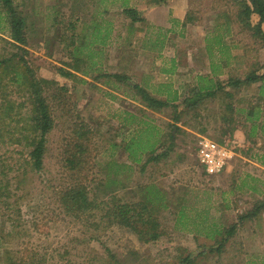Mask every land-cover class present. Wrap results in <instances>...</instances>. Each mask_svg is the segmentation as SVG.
Listing matches in <instances>:
<instances>
[{
	"label": "rangeland",
	"instance_id": "1",
	"mask_svg": "<svg viewBox=\"0 0 264 264\" xmlns=\"http://www.w3.org/2000/svg\"><path fill=\"white\" fill-rule=\"evenodd\" d=\"M167 1L14 0L26 21L25 44L12 42L10 23L0 15V58L9 57L8 67L0 70V109L7 111L0 113V264H180L186 256L191 257L190 264H248V253L260 245L246 236L254 223L238 231L222 252L212 249L217 243L205 230L206 222L230 226L235 218L229 220L231 213L227 209L220 213L215 204L217 186L197 159L201 135L178 133L187 159L181 149L169 148L175 138L169 125L162 124L167 130L162 143L167 156L141 172L137 114L128 112L135 108L132 85L119 90L126 97L117 98L113 85L94 78L103 70L93 63L102 58L100 48L110 38V45L121 42L117 35L108 36L110 29H122L132 21L149 28L144 13ZM2 4L0 0V9ZM176 5L185 12L193 7H202L207 14L216 10L232 16L240 11L236 0H177ZM128 8L138 10L144 20H133L125 12ZM212 20L202 21V26ZM237 27L242 41H247L246 31ZM18 51L28 66L27 77L14 56ZM256 61L263 63L264 55L254 56L248 66ZM78 64L79 74L74 69ZM248 66L245 59L238 71ZM35 79L43 80L40 89L30 85ZM41 97L55 126L47 137L43 165L36 170L23 135L34 125L35 101ZM213 102L217 112L223 111L221 99ZM214 109L205 111L215 127L206 134L230 144L224 140L228 133L218 132L221 122H215ZM34 133L29 132L32 140ZM82 185L88 194L83 204L92 203L86 209L73 208L65 194ZM149 185L158 189L155 204L146 197ZM115 198L119 203L137 201V212L142 211L146 221L150 211L159 223V238L148 241L139 234L149 222L138 214L131 224L121 223L118 214L109 211ZM144 202H149V211L141 210Z\"/></svg>",
	"mask_w": 264,
	"mask_h": 264
},
{
	"label": "crops",
	"instance_id": "2",
	"mask_svg": "<svg viewBox=\"0 0 264 264\" xmlns=\"http://www.w3.org/2000/svg\"><path fill=\"white\" fill-rule=\"evenodd\" d=\"M176 3L177 0H168L149 6L144 13L149 28L134 21L122 29L111 28L108 36L117 35L121 42L110 45V38L108 45L100 48L102 58L93 63H98L103 70L94 78L118 89H112L117 98L126 97L119 90L132 85L134 95L131 99L135 108L128 112L137 114V166L141 165V172L167 156L162 148L167 130L162 124L169 125L172 139L175 138L169 148L181 149L188 159L183 149L185 143L177 138L180 137L178 133L202 137L215 131L213 120L207 119L209 114L205 113L215 108V122H221L216 125L218 132L220 135L228 133L224 140L230 142L235 155L223 172L205 175L217 186L215 189L219 194L215 204L219 205V212L227 209L231 213L229 220L235 218L232 224L237 225V230L232 237L249 228V223H254L255 228L246 236L258 240L260 245L248 253L247 261L248 264H264V215L261 217L264 211V61L248 66L254 56L264 55V39L256 34L257 24L264 32V21L261 22L258 13L249 18L250 25L246 24L248 21H241L239 12H234L232 17L214 10L208 17L202 7L185 12L176 8ZM0 15L6 16L11 28L10 39L17 42L12 37V23L3 7ZM211 18L212 22L202 26V21H211ZM240 25L242 32L246 31L247 41H242L243 37L239 36L241 29L237 26ZM256 42L261 44H254ZM245 59L248 67L239 72ZM77 67L81 70L80 64L74 67L78 73ZM120 75L127 77L120 78ZM141 88L147 92V97L166 104L162 107L151 104ZM247 90L250 92L244 94ZM216 98L224 102L223 111L217 112L216 102H213ZM192 148H189V154L194 150ZM157 190L154 185H149L146 197H150V191L155 194ZM225 226L228 225L213 220L206 222L205 230L211 231L209 236L217 241L221 238L219 230Z\"/></svg>",
	"mask_w": 264,
	"mask_h": 264
},
{
	"label": "trees",
	"instance_id": "3",
	"mask_svg": "<svg viewBox=\"0 0 264 264\" xmlns=\"http://www.w3.org/2000/svg\"><path fill=\"white\" fill-rule=\"evenodd\" d=\"M239 5H240V11H239V16L242 17V22L246 23L249 18L252 16L253 13H258L261 17V22L264 21V0H236ZM161 2H165V0H160L159 3ZM2 7L4 9L5 12H7L8 14V18L9 21L12 23V37L13 39H15L17 42L21 43V44H25L27 42V34L25 31V27H26V21L24 20V18L22 16H20L19 12H18V7L15 4L14 0H2ZM128 13L129 16H131L133 18V20L135 21H141L144 20V17H141V15L139 14V11L136 10L135 8H128L126 9V11ZM249 24V21L246 23ZM251 24V23H250ZM249 24V25H250ZM258 29H257V33L259 34L263 39H264V32L260 29V24H257ZM23 53H21L20 51L16 52L14 54V56H18L19 57V66L22 70L25 71V77L28 76L29 72H28V66H26V62L23 60ZM9 58V57H7ZM7 58H0V70L4 67L7 68L8 67V59ZM13 59V58H10ZM24 62V63H23ZM77 65H75L76 67ZM78 70H80V67ZM70 74V73H69ZM264 76V75H263ZM127 76H123L120 75V78H125ZM126 79V78H125ZM43 80H37L35 79L32 84V87L36 90L40 89V87L38 86V84H40ZM38 86V87H37ZM135 88H137V84H135L134 86ZM143 91L144 96H148L147 92L145 90H143L142 88L140 89ZM35 93V92H34ZM39 93V92H36ZM149 98V101L151 102V104H156L159 107H162L166 104V102L161 101V100H157L154 99L152 97H147ZM7 104V103H6ZM9 107H11V104L8 105ZM34 110L36 111V114H34V125H32L30 128H28L27 130H29L26 134L24 133L23 138H25V140L27 141L26 146H30V165L33 166L34 169H40L41 166L43 165L44 162V156L47 152V137L48 134L53 130L54 126H55V120L53 118V115L49 109L48 104L46 103L45 99L43 97L41 98H37L35 101V106H34ZM4 113L7 114V111L4 110V108L0 109V113ZM35 132V139H31L29 132ZM131 147V146H130ZM134 152V151H132ZM74 159H70V162L74 163ZM87 190V186L82 185L81 187L78 188H71L69 191L66 192L65 196L67 199V203H71L73 204V208H83L86 209L89 204L92 203V201L87 204L84 205L83 204V200H85L86 198H88V194L86 192ZM155 192V191H154ZM158 194V192H156ZM150 197L147 195L148 201H150L151 203L155 204L158 200V196L155 195L153 193V191H150ZM83 199V200H82ZM82 201V202H81ZM86 201V200H85ZM113 201H115L111 207H109V211L111 213H113V215H117L119 216V221L123 224H131L132 221H134L133 218H137V214L139 216H141V218L144 219L143 212L142 211H138L137 212V201L134 202H123V203H119V198H115L113 199ZM144 206L142 207L141 210L145 209L147 211L150 210L149 208V202H144ZM148 221H146V219H144L143 221H146L145 223L149 222V226L147 228V230L144 232L143 229H139L138 231L140 232L139 234L142 235V237L146 240H151V239H157L160 236V233L158 230V221L156 220L157 218L154 217V215H152L150 213V211L148 212ZM134 229L137 230V226H134ZM237 230V225L236 224H232L230 226H225L222 230H219V235L221 236V238L218 237L217 241L215 242V244L217 243V245H215L212 249L213 250H218L220 252H222L224 250V248L226 247L227 242L230 240V238L232 237V235L236 232ZM211 233V231L209 232V234ZM0 262H1V254H0ZM192 262L191 257L190 256H186L180 264H190Z\"/></svg>",
	"mask_w": 264,
	"mask_h": 264
},
{
	"label": "built area",
	"instance_id": "4",
	"mask_svg": "<svg viewBox=\"0 0 264 264\" xmlns=\"http://www.w3.org/2000/svg\"><path fill=\"white\" fill-rule=\"evenodd\" d=\"M196 154L203 171L207 175H214L226 169L235 155V150L227 142H219L211 137L202 136Z\"/></svg>",
	"mask_w": 264,
	"mask_h": 264
}]
</instances>
